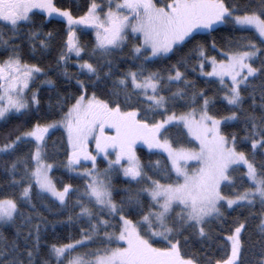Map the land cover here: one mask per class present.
I'll return each mask as SVG.
<instances>
[{
  "label": "snow or ice",
  "instance_id": "obj_1",
  "mask_svg": "<svg viewBox=\"0 0 264 264\" xmlns=\"http://www.w3.org/2000/svg\"><path fill=\"white\" fill-rule=\"evenodd\" d=\"M0 264H264V0H0Z\"/></svg>",
  "mask_w": 264,
  "mask_h": 264
},
{
  "label": "trees",
  "instance_id": "obj_2",
  "mask_svg": "<svg viewBox=\"0 0 264 264\" xmlns=\"http://www.w3.org/2000/svg\"><path fill=\"white\" fill-rule=\"evenodd\" d=\"M59 2L61 4H68V3L71 2V0H59ZM76 2L77 3H80L81 0H76ZM43 79H44V77H42V76L39 77L38 80L36 81V84L33 85V87L34 88L35 87H40L42 90H44L45 92H47L48 90H47L46 86L41 85V83H40V81L43 80ZM201 86H203V85H201ZM46 99H47V95H45V100ZM59 135H60V133H55V136H59ZM93 147H94V145H93ZM142 147L143 146L138 147V151L141 152V155H142V158L143 159H147L148 157L143 153ZM153 159H155V157H153ZM86 166H88V165H86ZM100 166L103 167L104 165L101 164ZM125 182H126L125 181V178H123L122 174L119 175V176H117V175L114 174L113 183H114V185L116 187L122 188L124 186ZM117 198L119 199V197H117ZM41 210L43 211V209H41ZM77 211H78V209H77ZM44 215L48 218V221L50 222L49 223V226H48V229H47V233H48V237H49V242L54 241L58 237L68 236V235L72 234L75 231V229L71 225L65 227L63 224H56V227L53 228L52 227V224L55 223V222H57V221H59V220H62L64 217L57 216L55 214H50L49 212H44ZM235 215H236V213H231V215L229 216V219H231L232 216H235ZM212 223H213V226H215V224L217 222L216 221H213Z\"/></svg>",
  "mask_w": 264,
  "mask_h": 264
}]
</instances>
